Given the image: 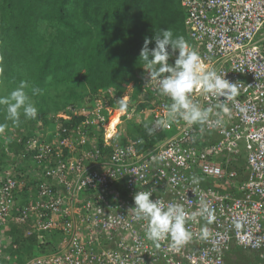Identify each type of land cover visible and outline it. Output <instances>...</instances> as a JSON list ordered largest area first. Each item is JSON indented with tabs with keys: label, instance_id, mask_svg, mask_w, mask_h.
Returning a JSON list of instances; mask_svg holds the SVG:
<instances>
[{
	"label": "built area",
	"instance_id": "obj_1",
	"mask_svg": "<svg viewBox=\"0 0 264 264\" xmlns=\"http://www.w3.org/2000/svg\"><path fill=\"white\" fill-rule=\"evenodd\" d=\"M182 5L188 44L237 83L239 95L224 101L194 93L195 102L212 109L206 123L189 126L177 118L157 126L171 101L146 74L138 105L119 115L110 133L108 124L120 113L112 105L118 101L112 88L69 106L60 117L83 116L80 123L61 131L58 124L57 143H29L27 151H34L27 172L35 185L21 206L16 198L25 177L12 162L2 170L0 264H242L241 253L247 252L253 253L247 254L248 264H264V0H182ZM148 91L152 98L145 96ZM222 102L227 114L218 107ZM124 116L147 121L153 137L130 134ZM136 191L181 205L191 239L173 247L166 237L157 248L145 236L147 222L131 210ZM203 205L212 211L211 223ZM12 223L25 226V237L58 232V242L39 238L45 252L18 263L6 249Z\"/></svg>",
	"mask_w": 264,
	"mask_h": 264
},
{
	"label": "trees",
	"instance_id": "obj_2",
	"mask_svg": "<svg viewBox=\"0 0 264 264\" xmlns=\"http://www.w3.org/2000/svg\"><path fill=\"white\" fill-rule=\"evenodd\" d=\"M186 15L182 0H0V95H7L22 79L41 89L33 97L38 109L35 119L22 116L16 127L0 111V123L8 125L0 135V181L8 162L14 163L17 175L20 172L26 181L17 205L26 202L27 190L35 185L27 172L34 151H27L29 143L33 139L38 147L49 141L57 143L53 132L58 124L60 131L61 127L73 129L84 118L66 120L58 113L92 101L103 88L114 87L118 99L130 96L127 108L138 105L147 74L139 60L145 37L168 28L190 43ZM154 46L153 40L149 48ZM146 95L152 98L149 91ZM112 105L119 107L116 100ZM123 119L130 134L145 140L153 137L143 126L147 121ZM67 155L71 160L72 155ZM25 229L12 223L8 233L6 249L18 263L45 252L46 244L39 238L45 237L47 244L58 242V232L25 237ZM15 244L17 248H13ZM241 254L242 264H248L247 254L253 253Z\"/></svg>",
	"mask_w": 264,
	"mask_h": 264
},
{
	"label": "clouds",
	"instance_id": "obj_3",
	"mask_svg": "<svg viewBox=\"0 0 264 264\" xmlns=\"http://www.w3.org/2000/svg\"><path fill=\"white\" fill-rule=\"evenodd\" d=\"M153 40L155 46L149 48ZM173 56L174 64L169 63ZM139 60L147 76L155 83V90L171 101L167 105L165 119H158L157 126L166 127L177 118L182 119L189 126L206 123L212 109L204 108L195 102L194 93L216 99L223 96L226 98L224 101H234L239 95L237 83L226 79L225 72H217L207 65L185 38L182 35H174L171 29L160 30L152 38L145 37ZM2 74L3 68L0 67V75ZM108 88L114 87H106L102 90ZM40 93L41 89L31 85L28 80H20L18 86L7 95H0V111H3L4 119L11 121L16 127L20 126L22 116L25 119H35L38 109L33 97ZM117 103L120 113H125L128 107L127 98L118 99ZM218 107L226 114L229 112L224 102ZM216 123L219 125L221 121L217 120ZM143 126L149 134L154 130L148 122ZM7 127L6 123H0V135ZM151 196V191H136L133 196L134 207L131 208L137 220L147 222L146 238L157 248L160 246L159 242L166 237H170L173 247L187 243L191 239V233L185 227L187 213L184 208L179 204H165L162 200L150 199ZM202 212L207 213L208 222L211 223L214 216L207 205H203ZM236 227L239 228L240 225L237 224ZM203 236L205 238L208 236L207 229L203 231Z\"/></svg>",
	"mask_w": 264,
	"mask_h": 264
},
{
	"label": "bare ground",
	"instance_id": "obj_4",
	"mask_svg": "<svg viewBox=\"0 0 264 264\" xmlns=\"http://www.w3.org/2000/svg\"><path fill=\"white\" fill-rule=\"evenodd\" d=\"M119 115H121V113L118 114H114L108 124V133L112 132L116 126V124L119 122Z\"/></svg>",
	"mask_w": 264,
	"mask_h": 264
},
{
	"label": "rangeland",
	"instance_id": "obj_5",
	"mask_svg": "<svg viewBox=\"0 0 264 264\" xmlns=\"http://www.w3.org/2000/svg\"><path fill=\"white\" fill-rule=\"evenodd\" d=\"M131 88H132V84H131ZM62 112L58 113V116H61ZM4 138V137H3Z\"/></svg>",
	"mask_w": 264,
	"mask_h": 264
}]
</instances>
